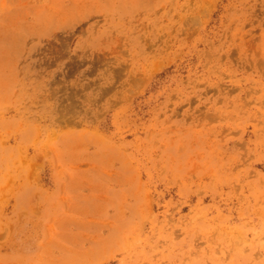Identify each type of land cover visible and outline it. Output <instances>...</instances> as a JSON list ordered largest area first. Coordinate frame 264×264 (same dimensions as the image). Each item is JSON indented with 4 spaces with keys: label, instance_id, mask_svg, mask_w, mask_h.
I'll list each match as a JSON object with an SVG mask.
<instances>
[{
    "label": "rangeland",
    "instance_id": "obj_1",
    "mask_svg": "<svg viewBox=\"0 0 264 264\" xmlns=\"http://www.w3.org/2000/svg\"><path fill=\"white\" fill-rule=\"evenodd\" d=\"M0 264H264V0H0Z\"/></svg>",
    "mask_w": 264,
    "mask_h": 264
}]
</instances>
